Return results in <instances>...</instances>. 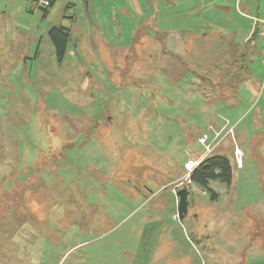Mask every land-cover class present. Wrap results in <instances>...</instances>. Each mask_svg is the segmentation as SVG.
<instances>
[{"label":"rangeland","instance_id":"rangeland-1","mask_svg":"<svg viewBox=\"0 0 264 264\" xmlns=\"http://www.w3.org/2000/svg\"><path fill=\"white\" fill-rule=\"evenodd\" d=\"M181 2L193 29L137 22L135 0H0V155L22 156L0 159V264H264V0ZM171 27L200 34L178 53ZM214 130L232 180L212 198L184 162Z\"/></svg>","mask_w":264,"mask_h":264},{"label":"trees","instance_id":"trees-1","mask_svg":"<svg viewBox=\"0 0 264 264\" xmlns=\"http://www.w3.org/2000/svg\"><path fill=\"white\" fill-rule=\"evenodd\" d=\"M53 3L54 0H47V4L43 3L44 16L48 11L47 7L52 6ZM256 31L257 30H254L255 33ZM48 35L54 44L58 60H61L69 39V29L61 25L52 26L48 31ZM187 179L188 183H193L203 188L210 193L212 198H214L217 196V193L209 186V183L211 180H220L226 184H230L232 180V168L230 160L223 154H212L210 152L200 161L197 166H195L190 171ZM188 195L189 191L187 187H182L177 191L179 216L187 208ZM16 211L18 214V209Z\"/></svg>","mask_w":264,"mask_h":264},{"label":"crops","instance_id":"crops-1","mask_svg":"<svg viewBox=\"0 0 264 264\" xmlns=\"http://www.w3.org/2000/svg\"><path fill=\"white\" fill-rule=\"evenodd\" d=\"M135 1H136V4H134L131 7H133L132 8L133 11H137L139 13V19H138L137 22H141L142 19L143 18H146L147 16H150V17L153 16L154 17V20L157 21V22H161L162 19L164 18V20H163V26L164 27H170L166 23L167 22H170L171 23L172 20H174V19L177 21V18H179L181 20H183L185 18L186 21L190 20L193 17L192 15L195 14V13H197V11H199V9H200V7H198L196 4L186 6V7H189V8H186L187 11H189L191 13H189L187 15V17H184L182 19L179 16V12H181V14H182V11H180V8L183 7L181 0H176V2L173 3L175 5L176 4L180 5V7H177V6L174 7L173 4H171L172 6L169 5L168 7H163V10L157 9V8L155 9L154 7H150L149 5H146L147 2H148V0H141L140 2L138 0H135ZM170 6L172 7L171 10L173 11L172 12V15L171 14L168 15L165 12L167 9H169ZM156 7H160V6H156ZM173 8L175 9V11H174ZM178 9H179V12L177 13V10ZM254 17L263 18V17L259 16L258 14L255 15ZM251 20L253 22V26H254L253 28H254V30H257L256 31L257 34L254 32V30L252 28V31H251L249 37L252 38L254 35L263 37L259 33V25H258V23L257 22H254L253 18H251ZM192 24L195 25V23L191 22V20H190V25L191 26L188 27V28H192L193 29ZM176 27H177V25H176ZM176 27H171V28H174V29H171L170 31L168 30V32H167V34L165 36V38H166V44L165 45H166V47L168 46V48H169L170 51H174V52H178L179 53V52H182L184 50V47L186 46V42H187L188 37L189 38H191V37H197V36H199L200 32H195V31H193V32H187V31H183V30L179 31ZM248 73L251 74V71L249 70V71H245L244 72L245 75L243 76V81L242 82L245 84V87L244 88L247 89L248 91H250V90H253V86L251 85V81L248 79L249 78ZM234 150H238L239 152H241V150H240L239 147H235ZM8 151H11V150H8ZM2 154L3 155H0V159L6 165H8L9 163L12 164V158H13L14 161H16V160L21 159V157H22L20 150H16L15 154L11 156L12 158H10L9 155L7 156L5 150L2 151ZM237 164H238V167L241 166V162L240 161ZM18 180H19V178H18ZM42 181L45 182L44 180H42ZM29 194L30 195L32 194V190L29 192ZM32 202H34V201L32 200L31 203H30V205H32ZM3 213H8L9 214L10 212L9 211H5Z\"/></svg>","mask_w":264,"mask_h":264},{"label":"built area","instance_id":"built-area-1","mask_svg":"<svg viewBox=\"0 0 264 264\" xmlns=\"http://www.w3.org/2000/svg\"><path fill=\"white\" fill-rule=\"evenodd\" d=\"M42 3L47 4V0H40ZM254 22H257L259 25V33L264 37V17L258 18V17H252ZM233 130V127L229 126L227 128V132L231 133ZM220 139V130H214L213 136L210 138L207 134L202 133L198 138V142L204 146V150L202 153L198 155L197 158H191L184 162V167L186 169V176L188 177L190 171L197 166L200 161L208 155L210 152H212L213 146L217 143V141ZM236 152V158L237 163L240 161V152L238 150H235Z\"/></svg>","mask_w":264,"mask_h":264}]
</instances>
